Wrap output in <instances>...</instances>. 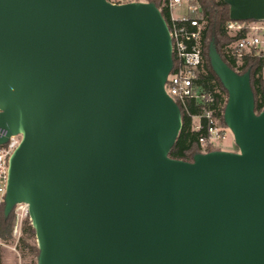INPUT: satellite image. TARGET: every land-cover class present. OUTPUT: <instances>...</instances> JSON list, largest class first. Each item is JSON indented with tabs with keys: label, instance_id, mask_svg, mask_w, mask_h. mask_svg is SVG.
I'll return each instance as SVG.
<instances>
[{
	"label": "water",
	"instance_id": "95a60500",
	"mask_svg": "<svg viewBox=\"0 0 264 264\" xmlns=\"http://www.w3.org/2000/svg\"><path fill=\"white\" fill-rule=\"evenodd\" d=\"M237 152L171 159L167 24L150 2L0 0L3 214L25 203L36 264H264V109L208 46Z\"/></svg>",
	"mask_w": 264,
	"mask_h": 264
},
{
	"label": "built area",
	"instance_id": "2783aa9c",
	"mask_svg": "<svg viewBox=\"0 0 264 264\" xmlns=\"http://www.w3.org/2000/svg\"><path fill=\"white\" fill-rule=\"evenodd\" d=\"M146 2L145 0H111L113 4ZM165 6L169 10L170 24L168 27L172 48L173 66L164 84L165 93L173 102L186 114H189L187 104L192 101L195 105L201 106V113L192 117V130L205 131V135H200L198 143L203 150L208 145L212 147L225 138V127L219 124L217 118L213 117V111L209 106L212 97L206 93L201 85L197 84L199 73L202 71L201 48L199 45L200 32L203 23L199 21L200 9L196 0H167ZM181 9L186 12V16L174 18L172 11ZM227 34L234 38L244 32L242 36L236 38L228 48L231 54L239 59L244 53L254 52L261 55L262 75L264 76V18L260 21L236 22L230 21L226 25ZM193 119L196 123L193 125ZM202 119L205 120L204 124ZM6 131L0 129V137H4ZM21 141V135H10L5 144L0 145V210L6 192L9 159ZM16 233L19 223L28 217V208L25 203L16 204L13 209ZM1 244V240H0Z\"/></svg>",
	"mask_w": 264,
	"mask_h": 264
},
{
	"label": "trees",
	"instance_id": "16d2710c",
	"mask_svg": "<svg viewBox=\"0 0 264 264\" xmlns=\"http://www.w3.org/2000/svg\"><path fill=\"white\" fill-rule=\"evenodd\" d=\"M111 2V0H107ZM153 3L161 12L166 24H170L169 10L165 6L167 0H145ZM200 12L199 21L203 23L200 32L199 45L201 48L202 71L198 75L197 84L201 85L206 93L212 97V103L209 106L213 111V117L217 118L222 127H226L223 122L222 114L227 100V93L222 87L220 81L211 69L208 58V46L213 44L216 52L222 61L233 71L238 74L249 73V81L254 99V111L261 112L264 109V77L262 75L261 55H255L254 52L244 53L239 59L231 54L228 46L244 34H238L232 38L227 34L226 25L230 21L251 22L250 20L238 21L229 17V6L226 0H196ZM189 114L180 109L181 113V129L175 140L174 145L168 153L169 158L190 162L192 157L202 152V148L198 143L200 135H205V131L192 130V117L201 113V106L195 105L192 101L187 104ZM205 120L202 119L204 124ZM217 150L208 145L204 152ZM14 221L13 211L4 216L3 207L0 210V240L7 242L11 239L12 227ZM22 236L19 238V246L22 249H28L34 257L38 255V249L35 245L29 244L28 241L34 238V230L28 221H24L22 227ZM0 264H1V247H0Z\"/></svg>",
	"mask_w": 264,
	"mask_h": 264
},
{
	"label": "rangeland",
	"instance_id": "374dc122",
	"mask_svg": "<svg viewBox=\"0 0 264 264\" xmlns=\"http://www.w3.org/2000/svg\"><path fill=\"white\" fill-rule=\"evenodd\" d=\"M172 16L174 18H180L182 16H186V12L177 8L172 11ZM195 123L196 119H193V125ZM214 148L220 151L237 152V147L234 144L232 133L228 128L225 127V138L221 142L216 143ZM24 221H28L30 224L28 217L23 219L19 223V227L15 233L14 219L11 239L5 243L1 242V264H36V257H34L33 254L27 248L21 250V246H19L18 243L19 238L22 236L21 232ZM28 242L29 244L36 246L35 236Z\"/></svg>",
	"mask_w": 264,
	"mask_h": 264
},
{
	"label": "crops",
	"instance_id": "0c3cea01",
	"mask_svg": "<svg viewBox=\"0 0 264 264\" xmlns=\"http://www.w3.org/2000/svg\"><path fill=\"white\" fill-rule=\"evenodd\" d=\"M226 2L232 20L260 21L264 18V0H226Z\"/></svg>",
	"mask_w": 264,
	"mask_h": 264
}]
</instances>
